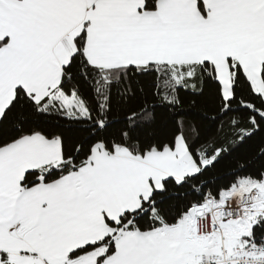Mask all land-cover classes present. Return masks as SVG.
I'll return each mask as SVG.
<instances>
[{
  "label": "snow or ice",
  "instance_id": "6c2138e0",
  "mask_svg": "<svg viewBox=\"0 0 264 264\" xmlns=\"http://www.w3.org/2000/svg\"><path fill=\"white\" fill-rule=\"evenodd\" d=\"M0 264H264V0H0Z\"/></svg>",
  "mask_w": 264,
  "mask_h": 264
}]
</instances>
